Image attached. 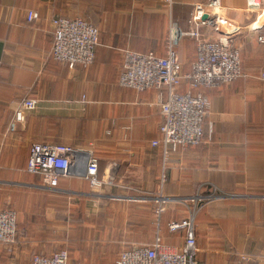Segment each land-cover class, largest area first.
I'll list each match as a JSON object with an SVG mask.
<instances>
[{"label": "crops", "instance_id": "0c3cea01", "mask_svg": "<svg viewBox=\"0 0 264 264\" xmlns=\"http://www.w3.org/2000/svg\"><path fill=\"white\" fill-rule=\"evenodd\" d=\"M246 1L0 0V211L14 205L20 223L27 221L16 244H0V264H30L59 248H68L70 264H114L124 248L157 235L179 245L186 230H171L169 222L192 213L203 264H264V11L248 10ZM198 3L210 20L202 38L229 39L240 51L242 74L205 88L210 103L201 143L164 154L152 141L160 138L166 90L121 85L124 51L160 53L172 21L189 30ZM29 10L39 17L28 20ZM98 12L108 30L94 62L57 61L52 18L86 13L95 21L89 14ZM195 41L183 36L177 46L185 68L196 58ZM28 97L38 100L36 108L16 121L19 101ZM34 142L82 151L57 189L27 171ZM89 153L101 178L116 165L113 183L92 186L84 175ZM163 163L170 199L157 215L145 190L160 188ZM213 186L225 196L189 200Z\"/></svg>", "mask_w": 264, "mask_h": 264}, {"label": "built area", "instance_id": "2783aa9c", "mask_svg": "<svg viewBox=\"0 0 264 264\" xmlns=\"http://www.w3.org/2000/svg\"><path fill=\"white\" fill-rule=\"evenodd\" d=\"M220 0H210L213 5ZM247 9L259 13L264 11V0H247ZM206 10L203 4H196L189 19L192 27L189 30L179 28L173 21L170 27L166 54L154 51L139 52L131 49L124 51L122 71L119 82L123 86L137 90L148 88L165 89L166 96L160 97L159 105L162 115L160 124L161 136L154 139V146L161 145L164 154L180 147L198 145L205 136V120L209 110V98L203 94H193L190 85L205 87L217 86L231 82L242 74L240 51L232 46L227 38L204 39L201 27L210 22L204 18ZM28 20L39 17L35 10L28 11ZM209 18V17H208ZM54 31L53 56L56 60L66 62L70 67L76 64L89 65L95 60V48L99 42V28L96 24L82 17L55 15L52 18ZM183 36L196 39V59L192 70L185 74L188 87L178 90L180 85L183 62L177 46ZM264 42V35L259 36ZM37 99L24 98L19 101L15 110L16 121L25 120L27 110L36 108ZM82 151L68 144L34 142L30 147L27 171L42 177L43 184L49 189H57L60 176H69L71 166L79 165ZM85 177L93 187L102 183L114 182L115 164L105 178L99 176V160L92 153L87 154ZM160 188L156 194L149 196L156 202V214L160 215L170 199L163 194L167 168L162 166ZM146 191V190H145ZM148 192V191H146ZM149 193V192H148ZM225 196L213 189L207 194L197 193L189 198L199 204L208 200ZM171 230H186L184 240L177 246L163 243L159 235L150 243H138L133 247L124 248L116 264H203L198 247L194 227L193 213L183 219L169 222ZM17 213L9 207L0 211V244L17 243ZM69 253L60 249L51 255L36 254L30 264H70ZM85 264V263H76Z\"/></svg>", "mask_w": 264, "mask_h": 264}, {"label": "trees", "instance_id": "16d2710c", "mask_svg": "<svg viewBox=\"0 0 264 264\" xmlns=\"http://www.w3.org/2000/svg\"><path fill=\"white\" fill-rule=\"evenodd\" d=\"M62 16H67V17H82L83 19H89L92 23H94V24H96L95 22H93L90 18H88V14H86V13H75V14H61ZM88 20V21H89ZM33 21V20H32ZM97 25V24H96ZM98 26V25H97ZM99 28V27H98ZM107 30H108V25L106 26V27H104V29H99V42H98V44L96 45V48H95V57L97 56V52H98V49H99V47L101 46V36L103 35V33H107ZM195 43H196V46H197V41H195ZM53 45H54V31H53ZM166 48H167V45L165 44L163 47H162V51L159 53L158 52V50H153L154 52H156V53H158V54H161V55H163L164 53H165V50H166ZM152 50V49H151ZM146 51H150V49L149 50H146ZM196 54V53H195ZM52 55H53V50H52ZM54 57V56H53ZM195 57L191 60V61H189V63H188V65H189V67L188 68H185V66H186V64H187V62H184L183 63V65H182V69H181V77H180V85H179V88H178V90H181V91H184V90H186V88H187V86H188V84H187V81H186V79H185V74L187 73V72H189V71H191L192 70V67H193V63H194V61H195ZM57 61H59V60H57ZM59 62H61V63H64V64H66V65H68L69 66V64L68 63H66V62H62V61H59ZM226 83H229V82H226ZM225 82L224 83H221V84H219V85H217V86H221V85H223V84H226ZM214 87H216V86H214ZM205 86H199V85H194V84H192V85H190V89H191V92L193 93V94H203V95H206V92H205ZM152 89H158V88H152ZM159 90V89H158ZM207 96V95H206ZM160 131V130H159ZM160 136H161V133H160ZM201 143V142H200ZM160 148H162V146L161 145H158ZM157 146V147H158ZM29 152H30V148H29ZM153 218H154V216H153ZM27 223V221H23V223H20V220L17 218V234H16V237L18 238L19 237V233H20V229H19V227H21V225H25ZM60 249H62V248H59L58 250H60ZM65 249V248H64ZM67 251H68V253H69V250H68V248L66 249ZM55 251H57V250H55ZM55 251H53V252H55ZM52 252V253H53ZM51 253V254H52ZM121 253V252H120ZM120 253H119V255L117 256V258H116V260H115V263L114 264H116V262H117V260H118V258H119V256H120ZM36 254V253H35ZM39 254H41L42 255V253H39ZM51 254H49V255H51ZM33 257V256H32ZM69 257H70V254H69ZM75 263H85V264H87V262H85V261H82V260H78V261H76Z\"/></svg>", "mask_w": 264, "mask_h": 264}, {"label": "rangeland", "instance_id": "374dc122", "mask_svg": "<svg viewBox=\"0 0 264 264\" xmlns=\"http://www.w3.org/2000/svg\"><path fill=\"white\" fill-rule=\"evenodd\" d=\"M89 15H90V17H96V20L95 21L92 20V21L95 22L98 25L99 29H104V27L107 26L108 22L106 20H102V18L104 17V14H102L101 12L90 13ZM146 191L149 192L148 193L149 196H153V195L156 194V188H153V189H150V190H146ZM54 195L55 196H59V194L56 193V192H54ZM11 207L16 209V206H14V205H11Z\"/></svg>", "mask_w": 264, "mask_h": 264}, {"label": "water", "instance_id": "95a60500", "mask_svg": "<svg viewBox=\"0 0 264 264\" xmlns=\"http://www.w3.org/2000/svg\"><path fill=\"white\" fill-rule=\"evenodd\" d=\"M207 17H208V14H205V15H204V18H207Z\"/></svg>", "mask_w": 264, "mask_h": 264}]
</instances>
